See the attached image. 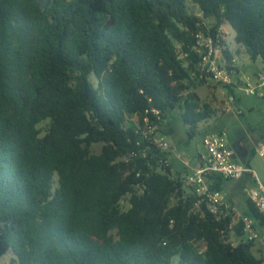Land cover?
Segmentation results:
<instances>
[{
	"label": "trees",
	"instance_id": "16d2710c",
	"mask_svg": "<svg viewBox=\"0 0 264 264\" xmlns=\"http://www.w3.org/2000/svg\"><path fill=\"white\" fill-rule=\"evenodd\" d=\"M199 33L237 73L240 49L264 61V0H0V262L264 264L233 217L191 210L148 133L172 111L191 134L213 117Z\"/></svg>",
	"mask_w": 264,
	"mask_h": 264
},
{
	"label": "rangeland",
	"instance_id": "374dc122",
	"mask_svg": "<svg viewBox=\"0 0 264 264\" xmlns=\"http://www.w3.org/2000/svg\"><path fill=\"white\" fill-rule=\"evenodd\" d=\"M192 11L199 13L196 7H193ZM222 31L227 40L232 42V31L228 27H223ZM232 47L235 51L238 49L234 44ZM244 56L242 49L236 54L241 72L233 75L234 86L230 85L228 88L210 80V85L206 84L197 90L202 100L211 105L214 114L207 122L199 124L195 133H190L178 111H172L166 119L167 127L173 129L172 135L168 136L173 147L169 157L173 177L191 173L200 164L205 136L225 132L234 160L251 168L264 183V157L257 153L261 144H264V99L248 95L242 83L244 78L252 75L256 69L264 71V61L258 59L256 62H248V57ZM100 148L95 147V151L99 152ZM247 186H255L250 174H245L239 180H225L223 184L222 191L226 199L233 201L240 214L249 211L244 193ZM11 258L12 254H9L0 263L10 264Z\"/></svg>",
	"mask_w": 264,
	"mask_h": 264
},
{
	"label": "built area",
	"instance_id": "2783aa9c",
	"mask_svg": "<svg viewBox=\"0 0 264 264\" xmlns=\"http://www.w3.org/2000/svg\"><path fill=\"white\" fill-rule=\"evenodd\" d=\"M197 51L200 55L199 71L201 74L211 76V79L226 86L233 85V75L239 74L233 68H227V62L222 54L220 46L216 45L211 38H206L202 33L197 35ZM234 68H239L236 60H233ZM248 95H256L264 99V71H257L246 76L242 82ZM154 114H159L157 110ZM149 135L155 146L165 152L173 150L168 136L158 126H150ZM204 152L201 153L200 164L191 173L186 172L180 176L181 182L196 197L192 207L194 213L206 210L216 220H225L233 217L231 228L242 225L243 237L234 241H258L264 246V234L255 227V221L246 214L237 212L236 207L230 203L223 191L213 190L210 177L221 175L230 180H239L245 174H250L254 179L255 186H247L244 189L245 196L249 198L259 213L264 216V183L260 181L256 172L251 168L240 165L233 159V151L229 148L226 133L207 135L203 139ZM257 153L264 157V144L258 148Z\"/></svg>",
	"mask_w": 264,
	"mask_h": 264
},
{
	"label": "crops",
	"instance_id": "0c3cea01",
	"mask_svg": "<svg viewBox=\"0 0 264 264\" xmlns=\"http://www.w3.org/2000/svg\"><path fill=\"white\" fill-rule=\"evenodd\" d=\"M224 27H228L230 30H231V28H230V26H228V25H226V26H224ZM232 31V30H231ZM233 33V32H232ZM233 35V34H232ZM245 56H247V55H245ZM244 56V57H245ZM248 57V56H247ZM234 60H236V63H237V65H238V67H239V73L241 72V68H240V66H239V63H238V58L236 57V56H234ZM248 62H253V61H251L250 59H249V57H248ZM257 71H260L259 69H256L253 73H255V72H257ZM252 73V74H253ZM216 82V81H215ZM210 83H211V81H209L208 83H207V85L209 84L210 85ZM214 83V82H213ZM231 86H234V84L233 85H231ZM163 132L167 135V136H171L172 135V133H173V129L172 128H170V127H167V125L165 124V121H164V124H163ZM204 152V148H203V145H202V152L201 153H203ZM234 159V158H233ZM235 161V160H234ZM235 162H237V161H235ZM251 176V175H250ZM244 177V176H243ZM251 178H252V176H251ZM242 179V178H241ZM245 200H246V198H245ZM230 203H232L233 205H235L234 203H233V201H231V200H228Z\"/></svg>",
	"mask_w": 264,
	"mask_h": 264
}]
</instances>
